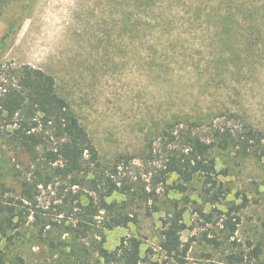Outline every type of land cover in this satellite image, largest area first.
<instances>
[{"label":"rangeland","instance_id":"374dc122","mask_svg":"<svg viewBox=\"0 0 264 264\" xmlns=\"http://www.w3.org/2000/svg\"><path fill=\"white\" fill-rule=\"evenodd\" d=\"M143 4L0 0V39L23 14L0 64H29L53 75L57 92L91 137L100 164L83 184L54 179L38 187L34 204L20 203L26 176L17 173L25 172L27 158L0 140V202L19 223L0 240L4 264H96L95 246L102 237L103 246L114 250L122 237L131 236L141 242V257L172 264L159 244L162 218L173 199L185 208V264H229L230 253L243 258L233 264H264L263 161L240 158L233 150L215 151L218 169L227 171L219 179L228 192L214 204L204 201L197 179L182 194L169 189L175 175L163 181L160 174L165 124L178 135L191 120H199L192 130L211 139L210 120L227 126L225 112L231 110L264 129V51L250 60L242 55L237 64L238 59L231 60L219 28L226 0H157L154 12ZM102 172L128 188L107 200L125 203L135 222L108 229L103 212L82 216L79 204L90 197L96 203ZM197 208L210 214L209 222ZM236 217L235 233L228 238L223 221ZM82 220L88 222L86 234L69 229ZM255 247L262 250L259 258L252 255Z\"/></svg>","mask_w":264,"mask_h":264},{"label":"trees","instance_id":"16d2710c","mask_svg":"<svg viewBox=\"0 0 264 264\" xmlns=\"http://www.w3.org/2000/svg\"><path fill=\"white\" fill-rule=\"evenodd\" d=\"M140 1L146 3L143 6L150 12L155 11L153 6L157 0ZM22 17L23 14H19L8 24L0 39V57L8 46V39L20 27ZM261 18L264 19L263 0H226V11L219 20L221 43L229 48L232 61L238 59L236 64L241 62L242 55L250 60L264 51V22ZM240 67L237 66L238 71ZM225 115L228 118L226 123H231L227 126H217L212 124L214 118L210 120L211 139H205L192 130V124L198 129L199 120H191L178 135L174 134L172 124L162 127L161 135L166 139V153L162 160L161 179L165 181L169 176H176L169 189L184 194L197 179L204 201L218 203L228 192L219 179L220 175H227V171L225 168L218 169L215 151L225 153L233 150L240 158L251 156L264 162V129L251 123L243 113L228 110ZM0 140L12 147L16 154L19 152L27 158L25 162L22 161L26 165L25 172L17 173V176H26L20 184V203L28 201L34 204L38 187L46 186L54 179H69L71 185L83 184L87 181L85 176L100 165L91 137L69 102L57 92L54 76L29 64L6 67L0 64ZM96 182V203L90 197L87 204H79L82 216L103 212L104 226L108 229L125 227L135 222V215L124 211L125 203L107 200L113 192L128 188L119 186L105 172H102ZM0 186L4 187L1 182ZM169 204L172 212L169 211L162 218L159 246L167 262L185 264L189 249L181 235L185 229V208L180 206L177 199L170 200ZM196 211L206 221H210V214L201 208ZM7 213L6 204L0 202V240L19 225L14 216ZM238 221V217L235 221H223L224 227L229 231L228 238L235 233ZM77 226L69 229L79 230L82 234L89 230L86 220L79 221ZM104 241L102 237L95 246L98 257L96 264H164L159 260L141 257V242L134 236L122 237L114 250L105 248ZM210 241L218 244L215 238ZM261 254L260 247L253 248V257L259 258ZM227 259L229 264L243 260L242 256L235 253H230ZM0 264H4L2 255Z\"/></svg>","mask_w":264,"mask_h":264}]
</instances>
